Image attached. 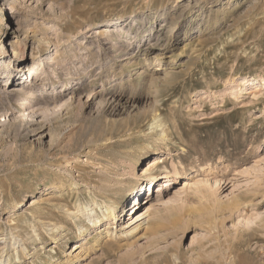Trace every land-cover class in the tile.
Here are the masks:
<instances>
[{
	"label": "rangeland",
	"instance_id": "1",
	"mask_svg": "<svg viewBox=\"0 0 264 264\" xmlns=\"http://www.w3.org/2000/svg\"><path fill=\"white\" fill-rule=\"evenodd\" d=\"M6 3L0 64L21 65L15 41L29 62L14 83L0 76V257L20 235L28 254L8 264H58L111 200L113 240L142 227L79 264H264V90L250 86L264 79V0ZM113 19L123 24L99 27ZM24 82L38 96L22 112L26 95L10 93ZM166 152L150 184L143 173ZM84 206L96 208L72 221L67 208ZM148 210L165 223L158 237ZM56 224L59 240L47 234Z\"/></svg>",
	"mask_w": 264,
	"mask_h": 264
},
{
	"label": "bare ground",
	"instance_id": "2",
	"mask_svg": "<svg viewBox=\"0 0 264 264\" xmlns=\"http://www.w3.org/2000/svg\"><path fill=\"white\" fill-rule=\"evenodd\" d=\"M10 4H11V0H7V3L4 4L2 8H4V10L9 12L8 7L10 6ZM1 23L4 24L5 23V19H3L1 21ZM122 24H123V21L121 19H113V20H110V21L102 23L99 27L101 29H104V30L113 29V28L117 29ZM46 26L48 28L45 30V32H47V31H49L51 29L50 25H46ZM123 32H125V30H122L121 33L123 34ZM51 42H52V38H51L50 35H48V36H46V37H44L42 39V46H45V47L49 46ZM11 45H13L14 59H18L19 63L21 65L20 66H15V65H13V63H9L7 65V64L1 62V64H0V66H1L0 76L3 75V79L10 80L11 83H14L17 80V78L19 77V72L22 69V65L27 64V62H29V58H28V53L26 52V45H23L22 43H19L18 41H15V43L11 44ZM5 51H6L5 46H3L2 50L0 51V57H2L4 55ZM33 54H34V52L32 53V55ZM49 63H54V57L53 56L50 57V59L46 62V64H49ZM39 67L40 66L36 65L35 67H33L30 70V73H31L32 76L33 75H38ZM245 80L246 79H241L240 80V84L242 85V83H244ZM251 82H252L250 84L251 89H255V92H252V95L254 97H257L260 94V92L264 90V79L263 78L262 79L253 78L251 80ZM27 84L28 83H25V82L22 83L21 85L19 84V86H17V88L12 90L13 91L12 94L10 93V96H15V95L20 94V93L21 94L23 93L22 95H26V97H23L20 100L22 102V106H23L22 112L26 111L25 108L27 107V105L29 103V99H33L34 97L38 96V93H37L38 91L37 90L36 91H32V90L24 91L25 88L27 89V87H28ZM11 88H13V87L10 86L7 89L9 90ZM18 130H19L18 127H14L13 128V132H17ZM166 154H167V152L164 153L163 155L158 156L154 160V162L152 164V169L151 170H147V172L143 173L145 176H148L150 184L156 183L162 178V177L156 176V174L154 172H155V170L160 169L161 166H164L166 164L167 159H168ZM175 172H177V170ZM140 181H141V179H139V177H137V180L133 182L134 183L133 185L132 184L131 185L136 187L137 185H139L138 183H140ZM150 184H148V185H150ZM203 184H201V185H203ZM71 187L75 188L74 184H71ZM123 187L126 188L127 191L130 190V188L128 186V183L124 184ZM212 189H213V187L211 186L210 190H212ZM205 196H203V197H205ZM109 201H110L109 202L110 205H109L108 210H106L107 214H105V212H104L102 217L99 216L98 214H96L93 218L89 219L87 222L85 221L86 222L85 225L83 223V225L81 226L82 231H80V232H81V237H83L84 240L83 241L79 240V241L73 243L72 244L73 247H72V250L70 252H68L67 250L63 251V253H65L64 254L65 259L60 261L58 264H79L82 260H85L87 257H89V253H91L93 250H95V247H97V245H99V243L102 242L103 239H107V241L104 243V245L102 247V250L104 249L105 251H108V250L113 249L115 244L119 245V243H121L127 236L132 235V234L138 232L139 229H141L142 224L141 223L139 224L141 219L140 220L135 219V221H133V223H131V225H133V227L132 226L129 227L130 228L129 232H128L129 234L127 236H122V238L120 240H113V237L116 238L119 235L117 233V230L119 228L116 227V222H115V220L117 219L118 211H119V208H118L119 207V203H115L114 204V202H111V200H109ZM91 207L90 206L79 207L75 211L71 210L70 208H67L66 211L69 214L68 216L70 217V219L72 221H74V220H80L82 218V216L89 215L90 212L94 211L95 208H96V207H94V208H91ZM144 216L149 218L148 222H147V225H146V228H145V231L146 232L150 231L152 236L158 237L161 234L162 229H164V227H165V225H164L165 223L163 224L162 221H161L162 218L159 219L160 218L159 217L158 218L159 220H157V218H156L155 221L154 220L153 221L152 220L149 221L151 216H152L151 210H148L146 212V214H144ZM105 220L108 223H104ZM87 223H89V224L87 225ZM74 226L78 227V224L75 223ZM64 228H65V226H63L62 224H56L52 228V230H50V232L47 231V234L50 237V239L54 240V239H56L55 234L58 233V236H57L58 238L56 240H59V238L62 236L61 231ZM44 229H47V227L44 226ZM37 232H38V230L36 229L35 230V234ZM91 232L99 234V236L97 238H95V240L93 239L92 241L88 237V235L91 234ZM40 237L42 238V235H40ZM18 239H20V235H14L12 237V240H11L10 243L7 244V242H6V246L3 249V253L1 255V257H0V264H8L7 263V257L9 256L10 258L11 257L13 258V255L11 254V252L15 253L16 257H18V261L19 262L22 259L21 258V254L22 253L28 254V245H27V243H28L29 240L21 239L22 244H20ZM156 242H158V239L156 240ZM65 243H67V241ZM42 245H44V246L46 245V248H42V250L43 249L48 250L50 245H51L49 243V239H45V241H44V243ZM50 259L51 258H47L46 260H44L43 263L44 264H52Z\"/></svg>",
	"mask_w": 264,
	"mask_h": 264
}]
</instances>
